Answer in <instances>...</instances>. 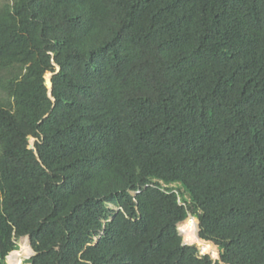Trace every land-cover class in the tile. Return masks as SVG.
Wrapping results in <instances>:
<instances>
[{"label": "trees", "instance_id": "1", "mask_svg": "<svg viewBox=\"0 0 264 264\" xmlns=\"http://www.w3.org/2000/svg\"><path fill=\"white\" fill-rule=\"evenodd\" d=\"M26 237L28 264H264V0H0V264Z\"/></svg>", "mask_w": 264, "mask_h": 264}, {"label": "bare ground", "instance_id": "2", "mask_svg": "<svg viewBox=\"0 0 264 264\" xmlns=\"http://www.w3.org/2000/svg\"><path fill=\"white\" fill-rule=\"evenodd\" d=\"M182 236L184 237V241L186 244L192 245L196 244L200 247L203 253H212L216 255L215 247L210 244L202 241L198 235L197 224L193 217L188 219L184 224L181 225ZM29 242V241H28ZM33 254V250L30 247L27 241L22 245L21 251L13 252L9 257L10 264H24L23 258L29 257ZM30 259V258H29Z\"/></svg>", "mask_w": 264, "mask_h": 264}, {"label": "rangeland", "instance_id": "3", "mask_svg": "<svg viewBox=\"0 0 264 264\" xmlns=\"http://www.w3.org/2000/svg\"><path fill=\"white\" fill-rule=\"evenodd\" d=\"M48 78H50V77H48ZM192 217V215L189 217V219ZM195 218V217H194ZM196 219V218H195ZM185 223V222H184ZM184 223H182V224H184ZM182 224H180L179 225V231L182 233V229H181V225ZM183 234V233H182ZM183 237V236H182ZM183 239H184V237H183ZM25 241H27V243H29L28 242V239L27 238H24V239H21L19 242H18V246H19V250L18 251H21L22 250V245L24 244V242ZM29 245H30V243H29ZM30 247H31V245H30ZM32 248V247H31ZM216 249V248H215ZM199 250L201 251V249H200V247H199ZM202 252V251H201ZM216 252H217V249H216ZM203 253V252H202ZM210 255H212V257L214 258V259H219V256H218V252L216 253V255H214V254H212V253H209ZM31 259V256H29V257H24L23 258V262H24V264H28V261ZM7 263L8 264H10V262H9V259L7 258Z\"/></svg>", "mask_w": 264, "mask_h": 264}, {"label": "water", "instance_id": "4", "mask_svg": "<svg viewBox=\"0 0 264 264\" xmlns=\"http://www.w3.org/2000/svg\"><path fill=\"white\" fill-rule=\"evenodd\" d=\"M50 82H51V79H50ZM47 86H48V84H47ZM48 88H52V85H50V86H48ZM194 218V217H193ZM198 220V219H197ZM186 222V221H185ZM198 226H199V233H200V221L198 220ZM180 232V231H179ZM180 235L182 236V233L180 232ZM27 239H28V241H29V243H30V245H31V238L30 237H26ZM201 239V238H200ZM202 240V239H201ZM202 241H204V240H202ZM204 242H206V243H210V244H212L214 247H216L213 243H211V242H207V241H204ZM184 244L185 245H188V246H191V247H193V248H198L199 249V246L198 245H196V244H192V245H189V244H186L185 243V241H184ZM33 250V249H32ZM217 252H218V250H217ZM205 254H209V253H202V255H205ZM35 255V253H34V251H33V254L31 255V258L33 257ZM218 256L220 257V255H219V252H218Z\"/></svg>", "mask_w": 264, "mask_h": 264}]
</instances>
